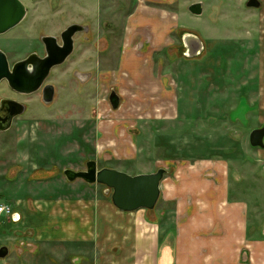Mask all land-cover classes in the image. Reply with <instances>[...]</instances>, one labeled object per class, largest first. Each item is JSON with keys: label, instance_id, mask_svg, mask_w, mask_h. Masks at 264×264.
<instances>
[{"label": "rangeland", "instance_id": "1", "mask_svg": "<svg viewBox=\"0 0 264 264\" xmlns=\"http://www.w3.org/2000/svg\"><path fill=\"white\" fill-rule=\"evenodd\" d=\"M20 1L39 17L34 37L56 34L74 20L91 32L89 40L81 37L75 55L54 70L49 81L56 87L53 103L46 105L39 93L34 94L32 121L0 133V207L19 210L24 217L15 225L12 216L0 214V248L11 250L0 264H74L69 258L73 249L47 246L37 239L41 228L37 218L29 216L28 221L26 206L34 213L49 210L52 203H112L105 186L81 179L69 182L64 176L66 169L85 171L88 161H95L98 169L129 175L164 168L165 178L173 179L177 168H210L219 161L231 173L228 181L242 180L241 189H249L251 170L264 168V149L253 148L249 141L252 131L264 126V0L260 9L247 8L248 0ZM198 2L203 3L202 16L188 10ZM143 7L159 10L166 18L137 15L132 17L134 26L164 23V29H170L169 45L155 53L156 62L173 63L169 68L178 83L179 111L170 118L127 111L123 103L116 111L109 103L111 91L118 89L109 71L119 64L131 15ZM187 33L204 44L197 58L185 57L182 37ZM133 34V39L143 41L137 31ZM74 72L91 78L82 83ZM113 125V140L98 132V127ZM129 144L138 161L116 158ZM27 226L37 238L14 235L15 229L27 231ZM64 252L68 261L63 260Z\"/></svg>", "mask_w": 264, "mask_h": 264}, {"label": "crops", "instance_id": "2", "mask_svg": "<svg viewBox=\"0 0 264 264\" xmlns=\"http://www.w3.org/2000/svg\"><path fill=\"white\" fill-rule=\"evenodd\" d=\"M137 15L166 18L152 7L137 8L131 15L119 64L109 71L120 94L112 91L127 111L158 112L160 117L170 118L179 111L178 83L169 68L173 63L166 66L155 60L157 50L169 45L170 29H164V23L134 26L132 17ZM136 31L143 38L141 43L133 39ZM182 45L187 57L183 37ZM115 127L103 130L101 126L98 132L113 140ZM158 145L164 149L162 142ZM119 154L116 158L138 161L130 144ZM230 176L219 161L210 168H177L174 179L162 181L160 203L153 211L126 213L112 203H52L49 210L32 213L27 205V219L37 218L34 221L41 235L37 238L31 226L27 231L15 229L14 235L43 240L47 246L65 245L73 249L69 258L74 264L84 260L93 264H264V168L251 170V185L245 191L239 185L243 181L236 179L232 184ZM147 211L153 215L148 216ZM11 218L18 225L24 217L17 210ZM64 254L63 260L68 261Z\"/></svg>", "mask_w": 264, "mask_h": 264}, {"label": "water", "instance_id": "3", "mask_svg": "<svg viewBox=\"0 0 264 264\" xmlns=\"http://www.w3.org/2000/svg\"><path fill=\"white\" fill-rule=\"evenodd\" d=\"M246 7L249 9H260L262 3L260 0H248ZM189 12L194 16H202L204 7L202 3H194L189 6ZM27 14L26 6L20 0H0V33H5L11 28L23 21ZM84 26L73 25L65 32L64 46L57 45V40L53 37H44L43 42L47 46V57L39 58L32 56L27 62L21 63L10 71L9 64L3 53L0 52V81L7 79L13 88L26 90L27 82L29 92H37L41 89L50 75L51 70L64 64L73 52V35L77 32L86 31ZM185 46L188 49L186 56L188 58H197L204 51L203 42L196 36L185 34L183 36ZM32 63L33 70L28 71V77H21L20 69L26 74L27 64ZM33 73V74H31ZM82 83L91 78V74L75 73ZM32 81V84H31ZM45 104L49 105L54 101V87L48 85L45 88L43 98ZM109 103L113 110L120 107V97L112 91L109 95ZM10 126L1 127L0 132H7ZM250 145L253 148L264 149V126L255 129L250 134ZM85 171H74L72 169L64 170V176L69 182H75L78 179L88 184H100L105 186L108 192H111L112 204L122 212L132 213L139 210L153 211L161 197V183L165 178L167 170L159 168L154 173L129 175L125 172L103 168L98 169L95 161H88ZM9 249L7 246L0 248V261L7 258Z\"/></svg>", "mask_w": 264, "mask_h": 264}, {"label": "flooded vegetation", "instance_id": "4", "mask_svg": "<svg viewBox=\"0 0 264 264\" xmlns=\"http://www.w3.org/2000/svg\"><path fill=\"white\" fill-rule=\"evenodd\" d=\"M34 15L36 14L29 13V11H27V14L22 22H20L18 25L11 28L7 32L0 33V52L5 55L9 64L10 71H13L14 68L19 64L27 62L34 55H37L41 59L46 58L47 46L43 42L44 37L55 38L57 40V45L62 47L64 46L66 38L65 32L69 27L73 25L84 26L79 21L74 20L71 23L67 24L61 31L56 34H37L34 37V27H39L41 25L40 21H38L39 17H34ZM52 16H56V14H53ZM45 24L49 25L50 22H46ZM84 27L87 28L86 31L77 32L75 33V35H73L74 47L72 54L64 64L56 66L51 70L49 77L47 78L41 89L37 92H29L27 90L29 88V80L26 81L27 86L26 88H24L26 90L13 88L7 79H3L0 81V128L6 126H10V128L16 126H27L33 119L34 94L39 93L41 96V100L44 103L43 98L45 95L46 86L53 85L55 99L56 87L49 81L52 78L54 70L63 67L75 55L77 46L80 43L79 41L82 39L81 37L84 36L85 40H89L88 35L91 32L90 27ZM26 70L27 72L25 74L20 69L19 74L22 75L21 77H28V71L30 74V71L33 70L32 63L27 64ZM75 73L76 72H74V75ZM14 215L15 211L13 212L12 217Z\"/></svg>", "mask_w": 264, "mask_h": 264}, {"label": "built area", "instance_id": "5", "mask_svg": "<svg viewBox=\"0 0 264 264\" xmlns=\"http://www.w3.org/2000/svg\"><path fill=\"white\" fill-rule=\"evenodd\" d=\"M0 214H7L12 216L13 211L11 210V208L7 207V206H1L0 207Z\"/></svg>", "mask_w": 264, "mask_h": 264}]
</instances>
